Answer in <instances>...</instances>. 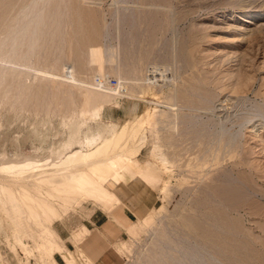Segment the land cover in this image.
Listing matches in <instances>:
<instances>
[{"label":"rangeland","instance_id":"rangeland-1","mask_svg":"<svg viewBox=\"0 0 264 264\" xmlns=\"http://www.w3.org/2000/svg\"><path fill=\"white\" fill-rule=\"evenodd\" d=\"M35 1L0 0V165L55 173L103 144L115 164L77 166L95 188L67 192L43 170L0 173L13 202L0 205V264H94L55 228L110 212L113 186L136 178L159 200L112 246L122 264H264V0H69L59 12L46 0L34 55L28 39L6 54Z\"/></svg>","mask_w":264,"mask_h":264},{"label":"bare ground","instance_id":"bare-ground-1","mask_svg":"<svg viewBox=\"0 0 264 264\" xmlns=\"http://www.w3.org/2000/svg\"><path fill=\"white\" fill-rule=\"evenodd\" d=\"M47 1H50V0H47ZM47 1L45 0V1H43V0H39V4H40V2H44L43 4H42V6L39 8V10H37V11H35V7H38L37 5H38V3L36 2H34V4L31 6V13H30V15L28 16V18L24 21V23H23V25H22V27H21V25H20V27H18L17 28V30L16 31H14L13 32V34H12V36H11V38H10V40H11V42H12V46H11V48H10V50H8L7 51V53L6 52H4V56L3 57H6L5 55L6 54H8V52L9 53H11V56H12V54H15L16 52H17V49H18V45L21 43V42H24V40H26V39H28L29 41H31L30 42V44L32 43V47H30V48H32V51L33 52H31V50H30V53H32V55H34V52H36L35 50H33V49H35V44H36V41H38L37 43L39 44V35L40 34H42L41 32L42 31H40L39 32V30H42V29H39L38 27H41L42 25H43V23H46V22H43L42 23V21H44L43 19H44V14H43V11H44V9H45V7H46V4H47ZM68 1L69 0H54V3L56 4L55 6H57V9H58V12H59V10H60V5H62L63 7H66L67 6V4H69L68 3ZM49 3V2H48ZM50 5V4H49ZM65 5V6H64ZM62 6H61V8H62ZM69 6V5H68ZM44 7V8H43ZM69 8V7H68ZM47 9V8H46ZM55 9V8H54ZM62 10V9H61ZM68 11V10H67ZM45 12V11H44ZM53 12V11H52ZM54 13V12H53ZM52 13V23H54L53 21H55L54 20V15L55 14H53ZM57 13V12H56ZM63 13H64V8H63V10H62V12L60 13V14H62L63 15ZM50 15V14H49ZM224 15V14H223ZM48 16V15H47ZM56 16H57V14H56ZM47 19V18H46ZM55 19H56V17H55ZM240 20V19H239ZM46 21V20H45ZM57 21V20H56ZM55 21V22H56ZM61 23V22H60ZM59 23V24H60ZM63 23V22H62ZM61 23V24H62ZM34 25V28H33V30L32 31H30V30H28L29 28H30V26L31 25ZM40 24H42L41 26H39ZM47 24V23H46ZM46 24H44V25H46ZM58 24V25H59ZM57 25V26H58ZM65 25H67V24H65ZM53 27L54 26V24L52 25H50L49 27H48V30L49 31H51L50 29V27ZM60 26H62V25H60ZM46 27V26H45ZM43 28V27H42ZM50 28V29H49ZM55 28V27H54ZM54 28H52L53 30H54ZM66 28V27H65ZM52 30V31H53ZM56 30V29H55ZM55 30H54V32H55ZM46 31V30H45ZM64 32V31H63ZM40 33V34H39ZM47 33H48V31H47ZM53 33V32H52ZM44 34H46V33H44ZM56 34V33H55ZM43 36V35H42ZM41 36V37H42ZM55 36V35H54ZM43 37H45V36H43ZM8 41H9V39H8V37L6 38ZM233 39V38H232ZM40 41H41V39H40ZM232 41H234V39L232 40ZM29 43V42H28ZM29 44V45H30ZM21 45V44H20ZM37 47V46H36ZM29 48V49H30ZM41 48V47H40ZM28 48H27V50H29ZM5 50V49H4ZM11 51V52H10ZM6 53V54H5ZM29 53V54H30ZM38 53V52H37ZM26 54V53H25ZM7 56H9V55H7ZM11 56H9V58L11 57ZM26 56V55H25ZM28 56V55H27ZM3 57H2V60H3ZM34 57V56H33ZM29 58V57H28ZM5 61L7 60L6 58L4 59ZM8 61V60H7ZM27 61V60H26ZM31 62V61H30ZM6 66L9 68V65H5V68H6ZM18 67V66H17ZM29 67V66H28ZM30 67H31V65H30ZM33 67V66H32ZM31 67V68H32ZM37 67V66H36ZM36 67H33V69H30V70H35V68ZM3 68V67H2ZM2 70L3 69H1L0 70V73L2 72ZM19 72H20V70H19ZM32 72V71H31ZM33 73V72H32ZM2 75H3V73H1ZM1 74H0V76H1ZM0 78H3V76L2 77H0ZM31 78V77H30ZM30 80V79H29ZM25 83V82H24ZM21 91V90H20ZM17 95V94H16ZM140 119V116L139 115H137V112L135 113V115L133 116V117H131L130 119H129V121L131 120L133 123H132V125L135 123V122H137L138 120ZM138 123V122H137ZM140 124V123H139ZM135 126V125H134ZM137 126V125H136ZM130 127H131V125L129 126V130H131L130 129ZM138 127V126H137ZM141 127V126H140ZM200 127H202V126H200ZM133 128V127H132ZM136 127H134V129H135ZM128 129V128H127ZM133 129V130H134ZM136 129H138V128H136ZM124 130V129H123ZM128 130V131H129ZM127 131V130H126ZM136 131V130H135ZM197 131V130H196ZM206 131V130H205ZM115 133V132H114ZM124 133V132H123ZM123 133H122V135H123ZM139 133V132H138ZM137 133V134H138ZM141 133V132H140ZM119 134V133H118ZM121 134V133H120ZM119 134V136H115V139H114V137H112V142H114V144L112 145V147L115 145V147H119V145H121V143L119 142V140H120V138H121V135ZM133 135H132V137H133V139H135V137H136V133H132ZM200 134V133H199ZM101 135V134H100ZM114 135V134H113ZM116 135V134H115ZM111 136H112V133H111ZM125 136V135H124ZM124 136H123V138H124ZM138 136V135H137ZM87 137V136H86ZM91 137V136H90ZM101 137V139H102V135L100 136ZM89 138V137H88ZM198 139V138H197ZM100 140V139H99ZM98 140V141H99ZM106 140V142L108 143V141L109 140H107V138L105 139ZM121 142H122V140H121ZM79 143V142H78ZM88 143V142H87ZM90 143V142H89ZM101 143H104L103 141L101 142ZM82 144V143H81ZM95 144V143H94ZM109 144V143H108ZM108 144H106V146L108 145ZM98 145H100V144H98ZM102 145V144H101ZM83 146H84V144H83ZM92 146H94V145H92ZM91 147V146H90ZM97 147V146H96ZM108 148H109V146H107ZM123 148V147H122ZM83 149V148H82ZM96 149V148H95ZM107 149V148H106ZM106 149H105V146H104V144L102 145V146H98V148L96 149V150H94L93 149V151H92V149L89 151L88 150V152H85V151H83V150H77V151H75V152H73V153H71V154H69L68 156H66V158L63 160V161H60V163L59 164H57L55 167H58L57 168V172H55V173H49L48 171H46L47 170V168H46V170H43V168H45L46 166H47V164H44V163H48V162H43V164H42V162L40 163L39 161H36V160H32V159H27V160H25L24 162H22L21 161V163L19 162H17L16 164H13V165H6V164H1L0 165V173H2V172H7V173H10V175H11V173H12V175H16V174H19L18 176H20V174H25V173H29V172H36L37 170H43L42 172H41V176H43L41 179H42V181H45V182H47L48 184H52V185H54V184H56V179H61L62 181H61V188L60 187H57V188H59V190L60 191H64V192H67V188L68 187H72V188H76L77 187V189L79 188V189H87V190H92V189H94L95 188V184L92 182V180L90 179V178H88L87 177V175L85 174V172L84 171H81V170H79V169H77V166H87V167H90L92 170H94V171H96V172H98V173H102V174H106V173H108V171H110V166H112V165H114L115 163H114V161L112 160V161H110V162H108V161H106L104 158H100V155L102 154V153H105L106 152ZM119 149H121V147L119 148ZM114 150V149H113ZM113 150H111L110 152H112ZM121 150H123V149H121ZM125 150V149H124ZM130 150V149H129ZM129 150H127V151H129ZM87 151V150H86ZM118 151V150H117ZM131 151V150H130ZM124 153H125V151H124ZM126 154H127V152H126ZM129 154H131V152L130 153H128V155ZM115 155V154H114ZM65 157V156H64ZM107 157V156H106ZM117 157H119V156H117ZM124 157V156H123ZM107 158H109V157H107ZM114 158H116V157H114ZM113 158V159H114ZM120 158V157H119ZM126 158V157H125ZM61 159H63V158H61ZM121 159V158H120ZM124 160V159H123ZM58 161H59V159H58ZM125 161V160H124ZM15 163V162H14ZM56 163V162H55ZM10 164H12V162H10ZM49 165H54V163L53 164H49ZM117 165V164H116ZM76 167V168H75ZM113 170L114 169H116L115 168V166H114V168L113 167H111ZM75 169H77V170H75ZM39 171V172H40ZM115 172V171H114ZM6 173V174H7ZM5 174V175H6ZM37 174V173H36ZM30 175V174H29ZM29 175L27 176V177H29ZM31 176H33V175H31ZM27 177H25V178H27ZM37 177V176H36ZM38 177H39V175H38ZM37 177V178H38ZM39 179H40V177H39ZM13 191V190H12ZM82 191V190H81ZM11 191H10V189L8 188V187H6V185L5 184H2L1 182H0V205L1 206H3V208L5 207V206H9V204L11 203H13V202H11V198H10V196H11ZM13 195H14V193H13ZM27 194H24L23 196H25L24 198H26L27 200H30V203H31V198L27 195ZM16 196V195H15ZM22 196V195H21ZM10 198V199H9ZM14 198V197H13ZM18 198H20V197H18ZM14 199H16V197L14 198ZM9 200H10V203H9ZM21 201V200H20ZM24 201H25V199H24ZM25 202H28V201H25ZM26 204H28V203H26ZM32 204H33V201H32ZM34 206H36V204H33ZM13 206V205H12ZM28 206V205H27ZM15 207L16 206H13V208L15 209ZM29 207H31V206H29ZM19 208V207H18ZM28 208V207H27ZM36 208V207H35ZM8 209V208H7ZM5 210V209H4ZM13 209H11V210H9L8 209V212L9 211H12ZM27 210H30L31 212H30V214H33L34 213V216H35V218H38V217H40V215L41 214H43L41 211H38V209L36 210H34L33 211V209H32V207H31V209H27ZM14 211V210H13ZM10 212V214L11 213H14V212ZM45 211H46V209H45ZM50 211V210H49ZM17 212V211H16ZM15 212V213H16ZM17 213H19V209H18V212ZM46 213V212H45ZM16 214H14V216H15ZM10 216V215H9ZM15 219H16V217H14ZM17 218H18V216H17ZM21 219V218H20ZM13 220V219H12ZM17 220V219H16ZM17 222V221H16ZM18 222H20V221H18Z\"/></svg>","mask_w":264,"mask_h":264},{"label":"crops","instance_id":"crops-1","mask_svg":"<svg viewBox=\"0 0 264 264\" xmlns=\"http://www.w3.org/2000/svg\"><path fill=\"white\" fill-rule=\"evenodd\" d=\"M112 189L119 198L113 210L94 211L89 223H83L71 235H66L62 228H55L59 236L67 240L68 249L78 247L93 259L94 264H122L120 255L112 250V246L119 241L122 243L127 234L125 225L146 216L159 200L157 190L139 178L123 181ZM61 260L67 264L62 257Z\"/></svg>","mask_w":264,"mask_h":264},{"label":"trees","instance_id":"trees-1","mask_svg":"<svg viewBox=\"0 0 264 264\" xmlns=\"http://www.w3.org/2000/svg\"><path fill=\"white\" fill-rule=\"evenodd\" d=\"M58 260H59V259H58ZM59 262H60L61 264H64L62 260H59Z\"/></svg>","mask_w":264,"mask_h":264}]
</instances>
